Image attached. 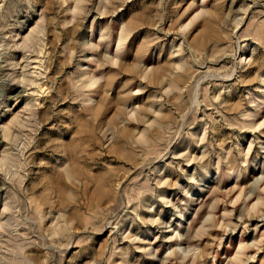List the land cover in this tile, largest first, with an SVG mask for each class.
I'll return each mask as SVG.
<instances>
[{"label": "rangeland", "instance_id": "obj_1", "mask_svg": "<svg viewBox=\"0 0 264 264\" xmlns=\"http://www.w3.org/2000/svg\"><path fill=\"white\" fill-rule=\"evenodd\" d=\"M0 264H264V0H0Z\"/></svg>", "mask_w": 264, "mask_h": 264}]
</instances>
